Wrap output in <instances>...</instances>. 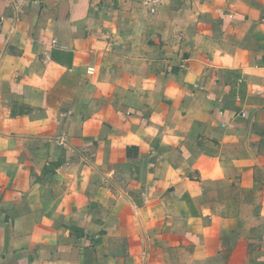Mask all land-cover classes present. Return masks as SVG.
I'll return each mask as SVG.
<instances>
[{"label": "crops", "instance_id": "obj_1", "mask_svg": "<svg viewBox=\"0 0 264 264\" xmlns=\"http://www.w3.org/2000/svg\"><path fill=\"white\" fill-rule=\"evenodd\" d=\"M0 264H264V0H0Z\"/></svg>", "mask_w": 264, "mask_h": 264}]
</instances>
